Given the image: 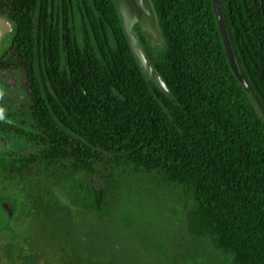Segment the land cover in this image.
<instances>
[{
  "label": "trees",
  "instance_id": "obj_1",
  "mask_svg": "<svg viewBox=\"0 0 264 264\" xmlns=\"http://www.w3.org/2000/svg\"><path fill=\"white\" fill-rule=\"evenodd\" d=\"M13 2L0 78L21 72L30 101L11 100L2 83L0 135L30 150L0 149V180L43 178L103 219L117 174L131 169L192 201L193 236L233 264H264V125L230 70L211 0H150L161 53L134 27L164 89L131 54L114 0ZM221 5L264 114V0Z\"/></svg>",
  "mask_w": 264,
  "mask_h": 264
},
{
  "label": "rangeland",
  "instance_id": "obj_2",
  "mask_svg": "<svg viewBox=\"0 0 264 264\" xmlns=\"http://www.w3.org/2000/svg\"><path fill=\"white\" fill-rule=\"evenodd\" d=\"M165 46L161 41L151 49L161 53ZM22 81L20 73L7 78L12 98L27 96ZM4 139L3 155L30 150ZM191 205L172 187L131 169L117 174L112 212L103 219L73 206L60 186L43 178L0 180V264H233L191 234Z\"/></svg>",
  "mask_w": 264,
  "mask_h": 264
},
{
  "label": "water",
  "instance_id": "obj_3",
  "mask_svg": "<svg viewBox=\"0 0 264 264\" xmlns=\"http://www.w3.org/2000/svg\"><path fill=\"white\" fill-rule=\"evenodd\" d=\"M114 4L122 23L123 30L126 34V41L131 54L138 61L144 73L150 77L159 87L164 89V83L146 60V57L138 44L137 35L134 32V27L139 26L142 31L146 32L153 43H160V30L157 27V20L150 0H114ZM211 5L222 47L230 70L234 75L235 80L245 91L252 108L264 125V114L260 109L254 95L252 94L246 80L244 79L239 67L235 63L234 50L226 27L221 0H211ZM11 30L12 28L7 22L0 20V39L4 33H8ZM1 87L2 82L0 78V89ZM6 144V140L2 135H0V149H4Z\"/></svg>",
  "mask_w": 264,
  "mask_h": 264
},
{
  "label": "flooded vegetation",
  "instance_id": "obj_4",
  "mask_svg": "<svg viewBox=\"0 0 264 264\" xmlns=\"http://www.w3.org/2000/svg\"><path fill=\"white\" fill-rule=\"evenodd\" d=\"M14 7L15 6H14L13 0H0V20L3 21V22H7L12 28V30L10 32L4 33L1 36V39H0V51L3 50L4 46H6V45H4L3 41H5V37H7V35L13 31V28H14V25H15L14 16H12V13L10 11V8L13 9ZM18 73H20L22 75L21 72H18ZM13 74H15V73H13ZM13 74L11 73V74L6 75V76L1 75V77L3 76L1 82L3 83V85L5 87H6L7 78H9ZM11 100L17 101L21 105H26L30 101V98L28 96H25V97L18 98V99L12 98Z\"/></svg>",
  "mask_w": 264,
  "mask_h": 264
}]
</instances>
